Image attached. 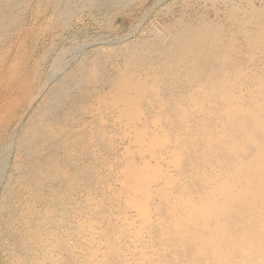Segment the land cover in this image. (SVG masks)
I'll return each instance as SVG.
<instances>
[{
	"label": "bare ground",
	"instance_id": "bare-ground-1",
	"mask_svg": "<svg viewBox=\"0 0 264 264\" xmlns=\"http://www.w3.org/2000/svg\"><path fill=\"white\" fill-rule=\"evenodd\" d=\"M73 1L49 0L47 6L52 10L53 15L60 19L62 25H67L72 16ZM87 1L99 6L124 3V0ZM244 1V5L238 2L230 6V0H210L212 5L222 6L219 12L222 17L218 20L207 17L195 20L192 17L191 21L182 20L186 17L174 18L166 27L164 26V33L157 34L158 36L153 40H141L127 48L122 54V65L112 64L114 72L98 69L97 62L94 61L95 64H90V67L81 65L78 67V73L75 72L68 77L66 75L67 79L75 80L73 82L76 86H84L91 79L99 82L98 86L92 89L90 96L94 98L96 105L93 108L102 110L98 111L101 115L99 117L101 129L105 130L104 124H106L102 121L111 117L110 128L128 139L127 144L129 142L130 148L125 149L126 157L119 170L121 175L118 174L120 175L118 176L119 194L123 203L119 206L118 201L117 211L127 215L128 211L134 209L136 213L128 224L123 222L125 217L122 216H117L118 222L116 220L112 224L111 211L115 209H108L109 218L107 211L102 210L104 205L98 200L102 208L95 205L91 213L94 215V221L103 228L97 233H89L92 241L80 244L83 249L88 250V255L80 254L82 257L77 258L79 254L74 257L75 254H72L71 250L63 248L61 250L65 252L61 255L62 257L60 256L61 263L51 256L46 260L49 264H264V69L261 75L251 76L243 67L245 61L256 58L264 67V0H257L258 5L253 4L254 0ZM24 2L25 0H4L0 5V34L5 31L8 33L10 29H13L14 23L20 18L16 7ZM43 9H45L44 6ZM240 39L247 45L248 56L241 50L237 58L238 52L235 46ZM34 44L36 46V43ZM12 55L15 57L14 54ZM33 73H35L34 70ZM65 82L53 91L54 97L47 99L35 114L37 121L23 131L17 143L18 149L24 151L23 153H34L31 145L45 138L50 140L49 146L58 147L59 144L56 141L57 145L51 141L52 137L60 133L61 128L66 127L69 122L71 124V120L79 121L87 113V109L86 111L82 109L89 106L90 102L84 100L85 103H80L77 100L79 104L74 103L71 97L68 100V94H70L68 91L72 86L69 87V84ZM22 87L25 88V86ZM37 96L36 91L32 100L30 102L28 100V107ZM93 108L90 107V109ZM3 127L6 130L7 122ZM91 131L92 129L89 132ZM105 133H107L106 130ZM81 138L79 136V139ZM91 139L90 142L94 141ZM76 143H78L77 140ZM89 146L87 145V148ZM95 146L92 148L94 149ZM100 146L99 148L102 149ZM40 149L42 151V147ZM84 151L81 156H84ZM68 164L70 163H67L68 170H66L71 171L74 165ZM63 166L65 169L66 165ZM54 175L56 174L53 173L52 176ZM44 176L47 177V175ZM80 178L82 180V177ZM107 181L110 182L109 179ZM108 186H111L112 190V185ZM9 187L12 186L9 185ZM109 199L111 197L107 200ZM34 209L37 210L35 204ZM51 219L50 222H53ZM115 228L118 229L117 238L113 236ZM83 230L87 229L83 228ZM78 232L75 238L81 235ZM56 242L59 248L65 246V240L58 238ZM74 247L73 249L78 248ZM19 262L17 261L16 264Z\"/></svg>",
	"mask_w": 264,
	"mask_h": 264
},
{
	"label": "rangeland",
	"instance_id": "rangeland-1",
	"mask_svg": "<svg viewBox=\"0 0 264 264\" xmlns=\"http://www.w3.org/2000/svg\"><path fill=\"white\" fill-rule=\"evenodd\" d=\"M80 1H83V2H80ZM3 2L4 0H0V5L3 4ZM48 2L49 0H25L24 4L22 3L19 5L20 7L19 6L16 7V10H18L16 12H19L20 18L14 23L13 29H10L8 33L7 31H5L7 34L5 32L2 33L3 35L0 34V82H2L0 83V87H1L0 88L1 90L0 91V117H1L0 118V130H1L0 131V203H1L0 204V213H1L0 214V264H16L17 261L19 262V260L22 261V262L21 261L19 262L21 264L23 262H25V264H49L46 260L49 259V257L51 256H53L55 259L57 258L56 260H58L59 262V260H61V257H62L61 255H63L65 252V250L64 251L61 250L63 248L69 251L71 250L72 254H75L74 257H76V255L79 254L77 258H81L82 254L83 256L88 255L87 254L88 250L83 249L82 245L80 244H87V241H92V238L89 237V233L90 232L92 234L97 233L100 231V229L103 228L102 225L94 221L95 219L94 215L91 213V211H93L94 208L100 204L99 201H101L102 202L101 204L104 205L103 208H102V205H99L100 206L99 208H102V210L105 209L104 211L105 212L107 211L109 218H110L109 210H111V208L115 209L111 211L112 218L110 219H111L112 224L116 220L118 222V218H116L117 216L125 217L123 219V222L128 224L131 217L134 216V214L136 213L134 209L128 211L127 215H124L123 212L121 211H117L119 208L118 205L120 206L121 203H123L122 200L120 199V194H119V191H120L119 177L121 175L119 170H121L120 167L123 165V161L125 160V157H126L125 154H126L127 147L130 148L129 142L127 144L128 139L124 137V135L122 136V134L118 132L115 133V131H113L110 128L111 117H109L108 119H105L106 122L105 120L102 121L103 123H106L104 125H105V130L107 133H105V130L101 129V124H100L101 119L99 118L101 115L98 111H102V110H99L98 108H93L95 105V102H94V98L90 96V94L92 93V89L98 86L99 82H97L96 79H91V81L88 83H85L86 85L84 84V86L83 85L76 86V84L73 82L75 80L71 81V79L70 80L69 78L67 79L68 75H73L75 74V72L78 73V67H80L81 65H84L85 67L86 66L90 67L89 65L90 64L93 65L95 64V62H97L96 65L98 69H101V70L106 69V70H109L108 72H114V68H112V64L113 65L117 64V66L122 65L123 63L122 54L125 52L127 48H130L133 44L137 43L138 41L140 42L141 40H148V39H149L148 41H150V40H153L156 36L164 33L166 25L169 22H171L174 18L179 17L182 19L186 17L182 20L191 21L192 19L195 20V19H199L202 17H205V18L207 17L211 20H218V19H221L222 17V14L219 13L220 10L222 9V6L217 5V4L214 6L211 4L210 0H129V1L124 0V3L120 5L114 3L108 6L107 5L99 6L96 4L93 5V4H90L88 1L86 2V0H74L71 4V15L72 16H70V20H69L70 22L67 25L66 24L62 25L60 19L56 18V16L53 15L52 10L49 8V6H47ZM238 2H241L242 5L245 4L244 0H230L229 4L230 6H232V5H236ZM82 4H84L85 6L83 7ZM253 4L258 5L259 3L257 0H254ZM32 5L33 6L35 5V6L33 7ZM89 5H91L90 8H89ZM43 6L45 9H43ZM92 10H94V12ZM182 12H185V13H182ZM180 13L181 15H179ZM13 30H14V33H13ZM21 41L24 43H22ZM33 42L36 43V46H34L35 44ZM235 49H237V52H238L237 58H239L241 50L246 52V55L248 56L247 45L242 39H240L239 43L236 44ZM104 53L106 55H104ZM12 54H14L15 57H13ZM11 57L13 61L11 60ZM27 57L28 59H26ZM243 67L246 68V71L249 72L251 76L261 75L264 69V67L261 66L257 58L253 59L252 61H245L243 63ZM16 69L18 71H16ZM33 70L35 73H33ZM12 71H13V74H12ZM20 71H22L24 74L23 73L21 74ZM25 72L26 73L28 72V74H26ZM36 75H37V78H36ZM25 82H27L26 83L27 86L25 85ZM29 82L30 83L33 82L31 83L32 85ZM63 82L68 83L69 87L72 86L70 87V89H73V90L69 89L68 91V93H70L68 94V98H67L68 100L71 97V101H74V103H78V104L79 102L85 103L86 101H88L90 102L89 103L90 105L88 103L87 104L93 109H90L89 106L84 107L82 111L87 109V113L85 114L83 119L79 121L71 120V124L69 122V124L66 127L61 128L60 133L55 135L56 137L55 136L52 137L51 141L52 142L56 141L57 144H59L58 147L60 148L49 146L50 140L45 138L43 140L36 141V143L34 142L31 145L32 151L34 153L28 154L25 152L29 156L28 157L25 153H23L24 151H21L18 149L17 143L20 141L23 131L27 127H29L31 123H34L37 121L35 114L39 111V109H41L44 102L47 99L54 97L53 91L56 88H58ZM19 83L20 85H18ZM33 84L35 86L34 88H33ZM21 85L25 86V88L22 87ZM84 89L85 90L87 89L89 93L88 91H85ZM4 90L6 92H4ZM20 91L22 92L20 93ZM36 91L38 92V96L33 101V103L28 107L27 103H29L32 100L34 93H36ZM81 94L84 96H82ZM91 98H93L92 101H91ZM19 102L20 104H18ZM13 104L15 105L13 106ZM12 106L14 108H12ZM16 110L17 112L15 113ZM90 111H92L93 113L91 112L90 114ZM95 111L97 113H94ZM97 121H98V124H96ZM5 122H7L6 130L3 127ZM91 129L92 131L89 132ZM67 130H69V132ZM80 134H82V136ZM75 135L77 137H75ZM83 135L86 140L83 138ZM102 135L104 136V138ZM79 136L80 138L82 137L81 139H83V141L79 139ZM90 139L94 140L95 142L94 141L90 142ZM73 140L75 143L73 142ZM76 140L78 143H76ZM40 141L42 144L40 143ZM87 141L90 144L89 143L87 144ZM56 142H55V145H57ZM71 142H73V144ZM38 143H40L41 145ZM82 143L84 144V146L85 145L86 146L84 147ZM92 144L93 146L97 145L95 146L97 149L95 147L93 149ZM87 145L88 146L90 145L92 149L90 148V146L87 148ZM99 146L102 149L105 146V149H103L104 151H102V149H100ZM41 147H42V151L40 149ZM109 147H111V149ZM79 148L81 149L79 150ZM84 149L86 151H84ZM83 151L85 152V154L84 156L83 155L81 156V154H83L82 153ZM110 155L113 157L110 158L111 157ZM79 156L81 158H79ZM58 161L60 162L57 164ZM114 162H116L118 165ZM119 162L121 164H119ZM18 163H20V165ZM67 163H70L68 164L69 166L72 164L74 165V167H71V171H67L68 170ZM62 164L66 165L65 169ZM22 166L24 169L22 168ZM49 167L50 168L52 167V168L50 169ZM59 167H62V168H59ZM25 169L27 171H25ZM73 169L74 170L76 169L75 170L76 173L78 174V176L82 177V180L80 177L78 176L76 177L75 171L74 172L72 171ZM45 172H47V174ZM49 172L52 175L53 173L56 175H54V177L52 175L50 176ZM57 172H58V175H57ZM43 174L47 175V177L44 176ZM38 178L42 181H40ZM101 178H103V180L106 179L105 182ZM114 178L116 182H114L115 181ZM25 179H26V182H25ZM91 179H94V180H91ZM108 179L110 182L107 181ZM88 183L91 184V186ZM95 183L97 184L95 185ZM28 184L29 185L31 184L30 187ZM115 184L117 185L115 186ZM9 185H11L12 187L13 186L15 187L13 188L11 187L12 188L11 189ZM108 185H112V190H111V186L109 187ZM106 187L108 189L110 188L109 190L111 191L106 189ZM31 189H32V192H31ZM38 190H40V192ZM87 190H89L90 192ZM13 192H14V195L16 196L13 195ZM38 193L41 196H39ZM24 194L26 195L24 196ZM32 195L34 196L32 197ZM2 196L4 197L3 199H2ZM112 196H114V198ZM110 197L111 199L107 200ZM8 198H9V201H8ZM27 198L30 200H28ZM111 200L112 201L114 200L115 202L114 201L112 202ZM118 201H119V204H118ZM31 203L33 204L30 206ZM114 203H116L115 204L116 206L114 205ZM34 204L37 210L34 209ZM4 209H6L5 212H4ZM23 210H25V212H23ZM21 212L23 213L20 214ZM28 219L30 220L28 221ZM50 219L53 222H50ZM4 221H5V225H4ZM84 221H86V223ZM89 222L91 223L88 227ZM79 224L83 225L82 227L87 230L86 231L83 230V228ZM84 225L87 228H85ZM116 228L113 231V234H114L113 236L115 238H117V231H118V229ZM10 229H12L14 232ZM78 231H81L82 233ZM77 232L79 235L80 234L81 235L79 236L80 238L76 236L77 238L76 239L75 235L77 234ZM14 235L16 238L13 237ZM71 235H72V238H71ZM73 237L75 238L76 242L79 243L77 244L78 246L75 244L76 242ZM81 237L83 238L81 239ZM58 238L65 240V246L60 247V248L58 247V243L56 242ZM6 240L7 241L9 240V241L7 242ZM74 246L78 248L73 249Z\"/></svg>",
	"mask_w": 264,
	"mask_h": 264
}]
</instances>
